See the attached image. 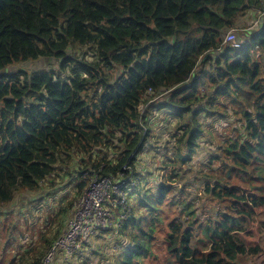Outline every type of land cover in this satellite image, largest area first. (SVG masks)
<instances>
[{
    "label": "trees",
    "instance_id": "obj_1",
    "mask_svg": "<svg viewBox=\"0 0 264 264\" xmlns=\"http://www.w3.org/2000/svg\"><path fill=\"white\" fill-rule=\"evenodd\" d=\"M263 13L264 0H0V207L19 192L59 186L58 170L78 173L76 203L109 177L134 197L126 216L94 236L121 234V227L127 248L117 264L151 256L156 264H243L236 238L247 219L243 206H264V20L253 29L240 21ZM231 29L239 46L226 40ZM37 61L55 67L36 68ZM162 109L181 127L165 132L177 148L160 153L150 114ZM230 115L237 121L227 125L231 134L214 136L217 121ZM205 139L214 144L207 162L184 168ZM145 153L162 157L154 185ZM183 178L201 189L197 199L182 194ZM4 213L6 250L24 236L20 219L29 218L1 220ZM59 233L40 231L21 260L0 264H42ZM84 251L58 252L51 264Z\"/></svg>",
    "mask_w": 264,
    "mask_h": 264
},
{
    "label": "rangeland",
    "instance_id": "obj_2",
    "mask_svg": "<svg viewBox=\"0 0 264 264\" xmlns=\"http://www.w3.org/2000/svg\"><path fill=\"white\" fill-rule=\"evenodd\" d=\"M257 19V18H256ZM256 19L248 17H244L240 21V25H245L247 28H255L256 25H258ZM237 33V30L234 29ZM241 33V30L239 31ZM37 66L42 68H49L48 66L55 67L54 61L50 63L49 61L45 63H40V61H37ZM34 63L29 64L26 66L27 71L31 70V65ZM23 66V65H21ZM162 96L158 97V101L161 102ZM151 106H158V102L155 101ZM147 105L143 104L140 106L142 111H145ZM158 110V109H157ZM154 111L153 114H150V118L153 121V129L156 130L159 136V141L155 142V139L152 138V142L158 146L155 150H160V153L162 152H169L175 148H177L175 144V139L173 137L169 136L167 130L174 131V134L178 132V129L181 127V122L177 121L175 117H172L173 120L169 121L167 119V116L169 115L166 110H159L161 113H156ZM171 118V116H170ZM171 118V119H172ZM234 120V122H233ZM210 122H213V119H210ZM219 123L216 124L220 125L217 128V131L213 129L214 136L219 137L221 135L222 129L224 130V134H231L230 129L227 127L228 123H232L233 126H235L237 123L236 118L230 115V117L222 119L221 121H217ZM171 127V128H169ZM159 130V131H157ZM206 134V133H205ZM204 136V135H203ZM206 138L207 134L205 135ZM173 139V141H171ZM216 141V140H215ZM217 142V141H216ZM214 144H212L209 139H205L204 142L201 143V147L196 149V152L192 158L193 163L190 161L186 164L184 168L189 165L192 166L193 169L199 170L201 169V164H204L205 160L208 159L211 152H209L213 148ZM156 154V153H155ZM143 156H145L148 159L143 160H149L150 163L154 164V167L156 169H151L153 172L152 177L147 176L146 180L150 182L151 185H154L156 183H159L161 181L162 176V170H159L157 168H160L158 166H162V157H160L158 154L157 156L152 155L149 156L147 153H145ZM142 160V161H143ZM76 161H79V158L76 159ZM205 161L204 163H202ZM139 167H142V165H139ZM175 168L174 166H171L165 170L166 172H170L171 169ZM143 169V167H142ZM139 172H142L141 170H138ZM147 172L146 170L143 171ZM192 172H186L184 173V176L190 178ZM57 182L59 183V186L50 184L48 186L42 185L43 190H40L38 192H19L17 196L15 197L14 201L6 204L4 207H0V214L4 213V215L1 216V220H4L6 218L15 220L20 217V214H26L29 220H23L20 219L19 221V229L22 230L24 236L20 234V231L18 230L16 233L20 234L19 237L14 236L13 242H11V246L8 247L6 250L5 244L3 243L0 248V259L2 257H5V260L10 262L11 258H18L21 260L22 256L21 252L23 250V247H26L28 243H34L38 239L39 232L44 231V235L47 238H51L54 234L60 230V233L58 234L61 236L63 231H65L66 226L69 225V222L71 221L73 217V211L75 209L76 199H77V193L75 189V182L79 180L80 177H78V173L73 171L70 173L68 170H66L65 175H62L61 177V171L58 170L57 173ZM170 174V173H169ZM197 174V172H196ZM197 183L203 184L200 180V178L195 179ZM180 188H182L183 192L182 194L185 195L188 199L193 200L197 199V197L200 195L201 189L196 188L195 186H190L187 184V181L185 178H183V181L179 183ZM131 190V188H130ZM41 192L40 196L39 193ZM129 191H126V193H123V197L121 200L122 207H119L120 204H115L113 206V214L117 218L118 216H126L124 214V207L125 202L132 203L134 201V197L132 195L131 197H128ZM132 194V193H131ZM39 196V197H38ZM126 197V199H125ZM204 199L207 198L206 196L203 197ZM30 201V202H29ZM74 201V205L71 207V202ZM70 206V208H69ZM65 211H63V209ZM243 208L246 210V222L243 223L241 226V229L236 233V238L239 240L240 244L245 248V254L242 256L240 255V262L243 264H264V206L262 207H256L252 208L251 206L246 204L243 206ZM200 214V213H199ZM50 217L56 218L57 222L52 225L49 224ZM59 218V219H58ZM114 218V219H116ZM122 218V217H121ZM113 219V220H114ZM49 220V222H48ZM60 220V222H59ZM121 221V219H120ZM118 221V223L120 222ZM48 223V224H47ZM60 223L64 224L63 227H61ZM46 227L48 229H46ZM117 225L114 227L116 228ZM116 230H120L119 234L117 231L113 233L112 235L115 236V238L111 235H105L99 238L93 239L91 238L90 244H84L85 251L84 253L75 258L73 261L70 259V261L67 264H117L118 258L123 254V252L127 248V240L124 239L122 241V238H125V235L122 233L123 230H121V227H117ZM119 235H118V234ZM17 234V235H18ZM16 235V236H17ZM107 237V238H106ZM119 238V239H118ZM119 241V242H118ZM124 245V246H123ZM160 246L159 244L156 246L155 251L160 252ZM27 249V248H26ZM27 251V250H26ZM19 253V254H18ZM158 254V253H155ZM54 258V257H53ZM53 258L49 260L48 263H52ZM153 258V256L149 257ZM149 258L145 260V264H156L153 263ZM159 263V261H157ZM58 264H64L62 262H59ZM160 264V263H159Z\"/></svg>",
    "mask_w": 264,
    "mask_h": 264
},
{
    "label": "built area",
    "instance_id": "obj_3",
    "mask_svg": "<svg viewBox=\"0 0 264 264\" xmlns=\"http://www.w3.org/2000/svg\"><path fill=\"white\" fill-rule=\"evenodd\" d=\"M263 20L264 13L256 19L258 24ZM226 40L234 42V46L240 45L234 29L228 31ZM122 197L123 190L120 185H114L109 177L91 183L83 197L76 203L68 229L56 241L48 255L43 259L42 264H50L48 263L49 260L58 252L63 253L65 257L72 256L77 252L81 253L79 250L84 247L85 243L89 244L91 238L99 230L107 229L112 225L115 217L113 208L109 205L119 204L123 200ZM125 205H127V201Z\"/></svg>",
    "mask_w": 264,
    "mask_h": 264
},
{
    "label": "crops",
    "instance_id": "obj_4",
    "mask_svg": "<svg viewBox=\"0 0 264 264\" xmlns=\"http://www.w3.org/2000/svg\"><path fill=\"white\" fill-rule=\"evenodd\" d=\"M99 239V238H98Z\"/></svg>",
    "mask_w": 264,
    "mask_h": 264
}]
</instances>
